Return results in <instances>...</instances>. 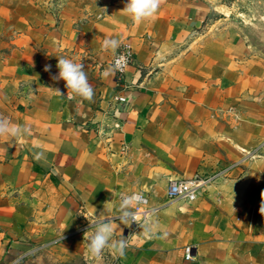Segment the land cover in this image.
<instances>
[{"label": "crops", "instance_id": "0c3cea01", "mask_svg": "<svg viewBox=\"0 0 264 264\" xmlns=\"http://www.w3.org/2000/svg\"><path fill=\"white\" fill-rule=\"evenodd\" d=\"M257 1L160 0L138 23L123 11L127 0H61L55 10L35 0L37 12L13 13L20 25L16 46L0 52V117L29 132L0 136V247L40 245L51 259L87 264H264V32L255 41L251 29L264 12L242 10ZM243 16L250 28H238ZM111 37L133 46L126 84L101 47ZM57 56L83 63L90 100L69 99L66 82L52 79ZM179 81L186 106L172 100ZM212 171L221 174L194 201L152 200L151 234L114 218L115 237L128 240L123 256H89V220Z\"/></svg>", "mask_w": 264, "mask_h": 264}, {"label": "clouds", "instance_id": "9594fccd", "mask_svg": "<svg viewBox=\"0 0 264 264\" xmlns=\"http://www.w3.org/2000/svg\"><path fill=\"white\" fill-rule=\"evenodd\" d=\"M160 7V0H127L123 11L129 16L133 23L145 21L153 17ZM122 40L116 37L105 38L102 42V49L110 51L114 55L111 70H119L126 63V56L119 52L122 47ZM58 74L52 76L53 80L62 79L66 82L67 96L69 99L80 97L90 100L94 95V89L89 83L88 75L81 61L68 58L65 56H57ZM51 65H45L44 70L50 71ZM70 90V91H69ZM27 125L17 126L6 117H0V136L8 135L12 138L18 137L21 133H28ZM42 153L37 154V158ZM142 202V198L138 195L133 197H125L122 200L120 211L117 215H112L110 210L96 216L93 220H89L92 224L90 228L91 234L85 235L87 242V252L93 258H99L105 249H111L119 256H123L128 247V240L123 236L116 238L112 223L114 218L119 219L126 224L127 221H135V213L132 211V201ZM142 230L152 233V224L146 219L144 223H139ZM89 231V230H88ZM88 231L86 233H88ZM167 235V232H163Z\"/></svg>", "mask_w": 264, "mask_h": 264}, {"label": "rangeland", "instance_id": "374dc122", "mask_svg": "<svg viewBox=\"0 0 264 264\" xmlns=\"http://www.w3.org/2000/svg\"><path fill=\"white\" fill-rule=\"evenodd\" d=\"M58 1L61 0H50L49 3L52 5V9L55 10V7L58 5ZM252 3V4H251ZM248 2L245 7H242L243 11H249L250 9H258L264 12V2L258 0L256 3L255 2ZM21 11H31V12H37L38 11V6L35 2V0H0V52L1 51H10L12 47L16 46L15 40H16V35L14 32H12V28L15 26L17 23H19V19H16L13 17V13L15 12H21ZM213 21V20H211ZM210 21V22H211ZM251 21L249 17H239L238 19V28L239 26H242L245 24V26L250 23ZM253 21L252 30H253V35L255 41H258L260 38V33L264 32V20L260 17L255 18ZM250 28V26H249ZM250 30V29H249ZM202 27L195 28L194 30V35L193 39L196 42V44H200L202 39ZM251 32V30H250ZM214 29H211V38L213 36ZM258 39V40H257ZM261 39V38H260ZM24 41V37H19L17 42L20 44ZM13 49V48H12ZM182 53V51H177V52H167L166 57L173 56L176 54ZM193 56L187 55V53H183V56L185 58H197V54L200 55V52L194 51ZM215 54V52H211V57L212 55ZM180 57V56H177ZM184 69V68H181ZM184 76V75H183ZM178 85V94L177 97L178 99H172V100H178L177 105L178 106H186L188 102L187 98L185 97L186 93V87L185 83L182 81H179ZM166 99H169L168 102L165 105H174V102L170 100V96H166ZM175 97V96H172ZM215 97V98H214ZM190 101V100H189ZM197 102L196 100L193 101V106H196ZM211 105L217 106V93L215 91L211 90ZM216 171V170H214ZM214 171L210 172L213 173ZM208 174V173H207ZM168 187V186H167ZM167 191V188H166ZM165 191V192H166ZM146 197H148L149 202L145 204V207L150 208L152 211L154 209L152 205V200H157L158 198L163 197L165 201H169L167 196L163 194V191H161L160 195H151L146 193ZM150 217H152V214H150ZM149 217V219H150ZM2 246L0 247V264H87L86 262L82 261L81 258H73V259H66L65 261H59L56 260V258H50L51 253L50 249L47 247H41L40 245L33 246L29 250H23L21 248H14L11 247L10 244H1ZM23 250V251H22Z\"/></svg>", "mask_w": 264, "mask_h": 264}, {"label": "built area", "instance_id": "2783aa9c", "mask_svg": "<svg viewBox=\"0 0 264 264\" xmlns=\"http://www.w3.org/2000/svg\"><path fill=\"white\" fill-rule=\"evenodd\" d=\"M119 52L123 53L126 56V63L119 70H114L116 75V82L119 85L126 84L125 78L126 73L130 65L134 62L135 53L133 50V46L129 42L122 43V47L119 49ZM114 56L112 59L113 64ZM117 102H125L126 97L122 95H117L115 97ZM221 172L215 173H197L190 178L185 179H173L170 180L167 187V198L169 201H177V200H186V201H194L196 200L203 188L210 185L212 182H215ZM142 198L141 203H137L135 200L133 212L135 213L134 219L132 223H143L145 220L149 219L150 214H152V210L148 207H145V204L149 202L148 197L145 194H136ZM134 195V196H136ZM192 257L191 254V246L186 247V258L190 259Z\"/></svg>", "mask_w": 264, "mask_h": 264}]
</instances>
